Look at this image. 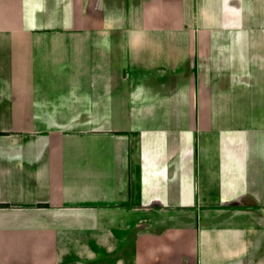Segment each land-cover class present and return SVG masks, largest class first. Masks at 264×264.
Segmentation results:
<instances>
[{
  "label": "crops",
  "instance_id": "crops-1",
  "mask_svg": "<svg viewBox=\"0 0 264 264\" xmlns=\"http://www.w3.org/2000/svg\"><path fill=\"white\" fill-rule=\"evenodd\" d=\"M0 264H264V0H0Z\"/></svg>",
  "mask_w": 264,
  "mask_h": 264
},
{
  "label": "clouds",
  "instance_id": "clouds-1",
  "mask_svg": "<svg viewBox=\"0 0 264 264\" xmlns=\"http://www.w3.org/2000/svg\"><path fill=\"white\" fill-rule=\"evenodd\" d=\"M135 37L134 35H132V38H131V43L134 41Z\"/></svg>",
  "mask_w": 264,
  "mask_h": 264
}]
</instances>
